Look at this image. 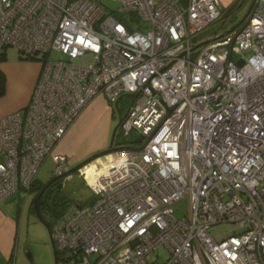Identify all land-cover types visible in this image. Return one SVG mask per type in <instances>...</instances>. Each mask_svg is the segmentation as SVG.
Wrapping results in <instances>:
<instances>
[{"label": "built area", "instance_id": "built-area-1", "mask_svg": "<svg viewBox=\"0 0 264 264\" xmlns=\"http://www.w3.org/2000/svg\"><path fill=\"white\" fill-rule=\"evenodd\" d=\"M114 1L0 0V53L41 61L27 106L0 117V202L25 199L49 155L69 170L52 149L92 99L129 95L117 130L139 139L113 146L140 148L112 151L91 182L79 172L89 202L42 213L57 264H157L161 246V264H264V0L200 43L218 0Z\"/></svg>", "mask_w": 264, "mask_h": 264}, {"label": "rangeland", "instance_id": "rangeland-1", "mask_svg": "<svg viewBox=\"0 0 264 264\" xmlns=\"http://www.w3.org/2000/svg\"><path fill=\"white\" fill-rule=\"evenodd\" d=\"M102 2L106 7H108L109 10L115 11L117 9V1L102 0ZM252 2L253 0H240L238 2V9L236 8V10H234L235 6L232 8V11L234 10V13L226 22L224 20V16L227 14V12L226 10H224L220 16V19L210 23L197 35V42H205L212 39L215 33L224 34L233 26L238 27L237 25L241 22L242 19L245 18ZM120 16L126 22L133 21L130 12H122L120 13ZM2 52L3 54L0 55V64L5 62L6 65H8L9 68L13 71L15 77L18 72H23L24 74H26L25 70L27 68H24L26 64L31 63L33 65V63L37 62L38 65H41L39 54L34 57H25L23 54L19 53L17 49L11 46H6ZM90 60L91 55L88 53L75 59V61L80 64H86ZM16 85L17 82H14L13 80V90ZM15 94L16 92L13 93V95ZM132 99V96L124 95L118 103V109L114 103L109 102L107 99L102 97L98 102L96 101L97 103L94 104L90 113H87V115H85L83 118L81 117L82 119H80L77 127L66 142L67 153H69V155H67V164L69 166V169L73 168L80 161H82V159H84L89 151H100L108 147L112 131L118 124L119 119L121 117H124V114L128 109V105L132 102ZM78 116L76 118H78ZM76 118L74 119V121L76 120ZM138 139L139 135L136 132H131L129 135L122 136L118 132V130H116L114 137L115 143L118 141L135 142ZM109 154L97 157L89 163H86L83 168L81 167L89 182L94 179L99 169H104L107 167V161L110 157ZM80 156L83 157L79 159ZM92 165L95 166V168H93L92 171H88V167H92ZM79 171L78 169L74 170L73 172L61 178L62 187L59 190V194L63 198H60V205L71 203L85 204L89 202L90 198L92 197V193L88 189L85 179L83 180V178L79 174ZM63 173L64 172H62L61 174ZM53 176V162L51 156L49 155L41 164L38 170L37 178L40 179V183H46ZM19 197L20 200H23V197H21L20 194ZM58 203L59 201H57V204ZM185 207L186 201L183 200L179 206V209L185 210ZM176 214L178 216H181L182 212L176 210ZM211 230L214 234H217L218 232H228V228L225 225L214 227ZM17 241L18 251L13 257L12 264H55L54 252L49 231L46 226L37 219L34 211L28 210V203H26V207L22 212L21 230L18 233ZM29 255H31L32 259L29 258ZM167 255L168 251L165 247L161 246L154 251L152 258L155 259L157 264H161L166 259ZM76 264L84 263L78 262Z\"/></svg>", "mask_w": 264, "mask_h": 264}, {"label": "crops", "instance_id": "crops-1", "mask_svg": "<svg viewBox=\"0 0 264 264\" xmlns=\"http://www.w3.org/2000/svg\"><path fill=\"white\" fill-rule=\"evenodd\" d=\"M220 10L227 12L231 10L232 6L234 10L239 6L240 0H218ZM250 1V0H245ZM254 1V0H253ZM253 3V2H252ZM238 9V8H237ZM23 72H18L16 77L13 71L6 65L5 62L0 64V72L2 74L3 83L0 85V117L16 110L24 109L28 102L30 101L33 88L37 81L38 75L40 73L41 65H38L37 62L26 64ZM13 80L17 82L13 90ZM16 89V91H15ZM16 92L15 95L13 93ZM3 94V95H2ZM103 96L97 95L92 99L86 108H84L78 118L70 125L66 133L61 137V139L54 145L52 153H58L67 157L66 142L68 138L73 133L80 119H82L87 113H90L94 104H96ZM97 101V102H96ZM84 114V115H83ZM82 117V118H81ZM88 152L89 155L97 152ZM86 155L87 157L89 155ZM107 155V154H106ZM86 156L84 158H86ZM83 156H80L81 159ZM3 159V153L0 151V161ZM83 160V159H82ZM84 164L82 168L85 166ZM80 167L78 171H82ZM102 170L99 169L98 171ZM79 171V172H80ZM38 177V173H37ZM36 177V178H37ZM40 180V179H38ZM33 202V193L30 191L27 197L23 200H20L19 193H14L6 197L3 201L0 202V264H12L13 257L18 251V233L21 230L22 223V212L28 203V210H32Z\"/></svg>", "mask_w": 264, "mask_h": 264}, {"label": "water", "instance_id": "water-1", "mask_svg": "<svg viewBox=\"0 0 264 264\" xmlns=\"http://www.w3.org/2000/svg\"><path fill=\"white\" fill-rule=\"evenodd\" d=\"M121 123V118L119 119L118 121V124L114 127L113 131H112V134H111V139L109 141V144H108V147L106 149H103V150H100V151H97L91 155H89L88 157L84 158L82 161H80L77 165H75L73 168L69 169L67 172H64L63 174L61 175H54L48 182H46L44 184V186L40 189V191L36 194V196L34 197L33 199V202H32V207H33V211L37 217V219L43 223L46 228L48 229L49 231V235H50V239H51V244H52V247H53V252H54V261H55V264H57V258H56V250H55V246H54V242H53V239H52V235H51V230H50V227L49 225L47 224V222L45 221V219L43 218L42 216V213H41V210H40V197L42 195V193L44 192V190L49 187V185L51 183H53L54 181H57L58 179L62 178L63 176L73 172L74 170H77L79 169L80 167H82L84 164L86 163H89L90 161L94 160L95 158L97 157H100L102 155H106V154H109L111 153L112 151L114 150H118V149H122V148H130V149H139L140 147H131V146H113V140H114V137H115V133H116V130L118 128V126L120 125ZM62 187V183H58L57 185V188L58 189H61ZM29 258H31V255H29Z\"/></svg>", "mask_w": 264, "mask_h": 264}, {"label": "trees", "instance_id": "trees-1", "mask_svg": "<svg viewBox=\"0 0 264 264\" xmlns=\"http://www.w3.org/2000/svg\"><path fill=\"white\" fill-rule=\"evenodd\" d=\"M181 1L184 2L185 0H181ZM232 8H233V6H232ZM18 52L21 53L20 51H18ZM1 54H3V52H1L0 55ZM21 54H23V53H21ZM24 56L25 57H34V56H36V54H28V55H24ZM1 83H3V78H2V74L0 72V85H1ZM117 106H119V105H116V107ZM119 143L124 144V143H130V142L119 141ZM44 184L45 183H43V182L40 183V180H38V178H36L35 181H33V183L31 184V187H30V191L33 193V199L36 196V194L40 191V189L44 186ZM59 190L60 189H58L56 187L54 190H51L50 192L44 191L42 193V195L40 197V202H39L41 213H43L44 211H47L54 216L60 215V213H62V211L64 210V207H66L68 204H64V205L61 204L60 205V198H63V197L60 196ZM57 201H59L58 204H57ZM31 209L33 210L32 206H31ZM42 216H43V214H42ZM43 218H44V216H43Z\"/></svg>", "mask_w": 264, "mask_h": 264}, {"label": "flooded vegetation", "instance_id": "flooded-vegetation-1", "mask_svg": "<svg viewBox=\"0 0 264 264\" xmlns=\"http://www.w3.org/2000/svg\"><path fill=\"white\" fill-rule=\"evenodd\" d=\"M114 143H115V141H114ZM58 183H62V179L61 178L58 179L57 181H54L53 183H51L49 185V187H47L44 191H49L50 192L51 190H54L57 187Z\"/></svg>", "mask_w": 264, "mask_h": 264}, {"label": "bare ground", "instance_id": "bare-ground-1", "mask_svg": "<svg viewBox=\"0 0 264 264\" xmlns=\"http://www.w3.org/2000/svg\"><path fill=\"white\" fill-rule=\"evenodd\" d=\"M95 168V166L92 165V167H88V171H92V169Z\"/></svg>", "mask_w": 264, "mask_h": 264}]
</instances>
